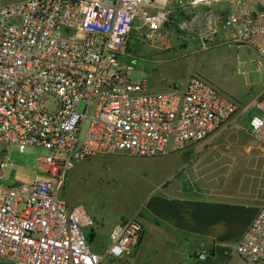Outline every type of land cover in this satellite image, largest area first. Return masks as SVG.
Returning <instances> with one entry per match:
<instances>
[{"label": "built area", "instance_id": "1", "mask_svg": "<svg viewBox=\"0 0 264 264\" xmlns=\"http://www.w3.org/2000/svg\"><path fill=\"white\" fill-rule=\"evenodd\" d=\"M218 1L227 6L216 8ZM158 3L164 7L154 9ZM169 23L186 41L185 30L194 32L201 48L224 33L226 43L253 48L264 66V0L0 3V142L49 151L37 162L43 176L32 183L4 184L0 161V264L133 263L144 236L140 218L117 222L105 252L93 251L94 218L62 196L71 171L99 155L180 151L238 127L240 104L201 76L162 90L132 80L135 66L122 60L132 33L155 39ZM251 108L263 114L249 126L264 144V91ZM236 251L248 263H264V206ZM195 253L205 258L206 244Z\"/></svg>", "mask_w": 264, "mask_h": 264}, {"label": "rangeland", "instance_id": "2", "mask_svg": "<svg viewBox=\"0 0 264 264\" xmlns=\"http://www.w3.org/2000/svg\"><path fill=\"white\" fill-rule=\"evenodd\" d=\"M5 1L0 0L1 3ZM214 4L216 8L227 6L226 1ZM163 7L158 3L154 9ZM185 31L191 34L188 41L182 39L181 31L171 23L164 35L155 39L138 37L133 32L129 48L122 56L123 61L135 66L132 80H145L154 90H162L164 85L173 82L185 83L194 75L213 82L240 104L236 116L240 119L237 128L217 134V148L211 155V164L221 165L233 178L242 169H264V144L249 126L254 114L263 115L255 108L250 109L264 91V66L258 64L255 50L247 45L226 43L224 33L201 48V39L194 32ZM85 107V102H81L78 109L82 112ZM88 126L89 121H86L83 134ZM197 143L156 158L120 153L95 156L76 165L62 196L70 206L83 205L94 218L95 237L89 243L93 251L105 252L110 245L111 230L117 222L135 215L142 220L143 204L148 195L173 174L186 170L193 175L198 173L190 164L204 153L207 146L204 149ZM48 153L43 147L28 145L21 148L0 142V161L6 163L2 182L6 185L32 183L37 174L42 177L37 162ZM142 240L134 262L124 259L118 264H178L180 261L179 250L166 239L150 235L146 226Z\"/></svg>", "mask_w": 264, "mask_h": 264}, {"label": "crops", "instance_id": "3", "mask_svg": "<svg viewBox=\"0 0 264 264\" xmlns=\"http://www.w3.org/2000/svg\"><path fill=\"white\" fill-rule=\"evenodd\" d=\"M11 1L16 0L5 2ZM216 138L217 134L197 143L207 147L190 164L196 175L189 170L173 174L143 204L140 220L144 229L146 226L150 235L166 239L179 250L178 264H252L236 247L264 206V169H242L231 177L221 165L211 164ZM201 243L208 248L205 258L195 253Z\"/></svg>", "mask_w": 264, "mask_h": 264}, {"label": "water", "instance_id": "4", "mask_svg": "<svg viewBox=\"0 0 264 264\" xmlns=\"http://www.w3.org/2000/svg\"><path fill=\"white\" fill-rule=\"evenodd\" d=\"M94 237H95V232H94V231H91V232L88 234V239H89V241L92 242L93 239H94Z\"/></svg>", "mask_w": 264, "mask_h": 264}]
</instances>
